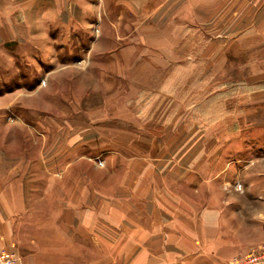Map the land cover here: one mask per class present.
<instances>
[{
	"label": "crops",
	"instance_id": "crops-1",
	"mask_svg": "<svg viewBox=\"0 0 264 264\" xmlns=\"http://www.w3.org/2000/svg\"><path fill=\"white\" fill-rule=\"evenodd\" d=\"M47 8L96 16L91 54L111 61L91 125L54 118L36 161L28 138L0 146V250L19 264H228L264 247V157L235 169L245 140L264 141V78L249 76L264 74V0H0V46L39 40Z\"/></svg>",
	"mask_w": 264,
	"mask_h": 264
},
{
	"label": "rangeland",
	"instance_id": "rangeland-1",
	"mask_svg": "<svg viewBox=\"0 0 264 264\" xmlns=\"http://www.w3.org/2000/svg\"><path fill=\"white\" fill-rule=\"evenodd\" d=\"M45 20L43 32L42 27L39 32L31 31L34 37L39 35V40L11 41L5 47L0 46V146L7 145L11 149L9 154L13 155L12 147L25 150L21 143L28 138L27 155L31 161L37 159V138L45 133L49 136L48 132L59 125L53 122L54 118H71L75 122L72 124L78 126L91 125L85 114H92L98 109L96 98L91 96V86L101 82V69L110 65L111 61L91 54L102 35L101 29L99 35L95 33L99 24L96 16L89 15L85 10L47 8ZM256 61L264 65V58ZM249 76L264 78V74ZM210 89V92L214 90L213 85ZM206 90L209 92V89ZM191 113L197 116L198 109L192 108ZM107 123L110 124H104ZM18 131H23L28 137L18 138L17 134H11ZM240 149L239 154L243 153V157L235 165L239 172L246 169L249 158L256 160L264 157V141L250 149L249 140H245ZM3 152L6 153V150L3 149ZM245 176V173L241 176L236 174L231 184L243 180ZM229 189L241 197L246 193L242 185L237 188L242 192L231 186ZM256 189L261 191L259 186Z\"/></svg>",
	"mask_w": 264,
	"mask_h": 264
},
{
	"label": "built area",
	"instance_id": "built-area-1",
	"mask_svg": "<svg viewBox=\"0 0 264 264\" xmlns=\"http://www.w3.org/2000/svg\"><path fill=\"white\" fill-rule=\"evenodd\" d=\"M0 264H19V257L13 251L0 250ZM228 264H264V247L234 257Z\"/></svg>",
	"mask_w": 264,
	"mask_h": 264
}]
</instances>
